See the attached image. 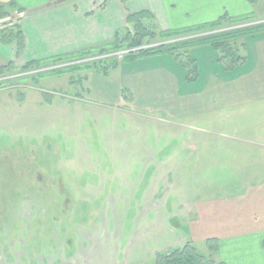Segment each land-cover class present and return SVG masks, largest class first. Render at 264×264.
Wrapping results in <instances>:
<instances>
[{
    "label": "rangeland",
    "instance_id": "374dc122",
    "mask_svg": "<svg viewBox=\"0 0 264 264\" xmlns=\"http://www.w3.org/2000/svg\"><path fill=\"white\" fill-rule=\"evenodd\" d=\"M8 11L0 19V67L13 64L0 75V264H152L187 243L216 254L207 240L186 241V218L264 177V32L237 40L242 60L229 70L205 44L181 60L122 61L107 76L99 63L34 77L21 68L49 56H33L38 38L22 51L2 41L16 26L25 39L29 26L27 15ZM250 12L241 15L263 22L264 0ZM191 57L195 81L186 77Z\"/></svg>",
    "mask_w": 264,
    "mask_h": 264
},
{
    "label": "crops",
    "instance_id": "0c3cea01",
    "mask_svg": "<svg viewBox=\"0 0 264 264\" xmlns=\"http://www.w3.org/2000/svg\"><path fill=\"white\" fill-rule=\"evenodd\" d=\"M10 1L17 0H0L1 3ZM36 2L40 3L21 7L29 23L24 29V48H28L30 37L42 43L39 50H35L37 44H34V57H50L110 42L117 31L126 27L127 12L148 11L155 25L166 30L214 21L225 13L240 17L242 12L251 13L256 6L247 0H126L125 4L122 0ZM186 220V241L194 245H202L208 239L217 241L218 251L211 254L216 261L264 264V177L238 197L203 202Z\"/></svg>",
    "mask_w": 264,
    "mask_h": 264
},
{
    "label": "trees",
    "instance_id": "16d2710c",
    "mask_svg": "<svg viewBox=\"0 0 264 264\" xmlns=\"http://www.w3.org/2000/svg\"><path fill=\"white\" fill-rule=\"evenodd\" d=\"M247 1L251 5H257L260 2V0ZM125 2L126 0H122L123 4ZM12 9L22 12L21 7L14 1L0 2V19L9 16L8 10ZM252 20H250L248 14L231 17L225 13L214 21L190 27L162 30L155 25L153 17L148 11L127 12L124 32L117 31L112 41L70 53L32 60L27 62L21 70L23 73L34 75V77H41L87 70L94 66L99 67L98 64L100 63L102 65L100 66L102 75L107 76V69H115L122 61L134 62L138 58L153 55H167L181 60L185 58L180 56L181 53L191 52L192 50H187L205 44L219 52L217 60L224 63L225 70H229L233 69L242 60L235 50L237 40L247 35L264 32V21L249 23ZM15 29L16 31L4 32L1 39L8 44L15 43L18 51H22L25 41L24 35L20 26H16ZM112 53L116 56H107ZM96 57H98L97 60ZM119 57L120 59H118ZM109 59L113 61L109 63ZM196 60L195 57L186 60L192 65V70L188 69L189 74L186 75L189 81L197 79L198 67ZM187 62H184V66L188 67ZM103 63L109 64L103 65ZM11 70H13V64L9 62L7 65L0 67V75H7L12 72ZM206 243L211 252L217 250L218 243L215 239H208ZM211 254L202 255L191 243H187L181 249L164 255H157L156 264H224L221 261H216Z\"/></svg>",
    "mask_w": 264,
    "mask_h": 264
},
{
    "label": "water",
    "instance_id": "95a60500",
    "mask_svg": "<svg viewBox=\"0 0 264 264\" xmlns=\"http://www.w3.org/2000/svg\"><path fill=\"white\" fill-rule=\"evenodd\" d=\"M256 23V22H255Z\"/></svg>",
    "mask_w": 264,
    "mask_h": 264
}]
</instances>
